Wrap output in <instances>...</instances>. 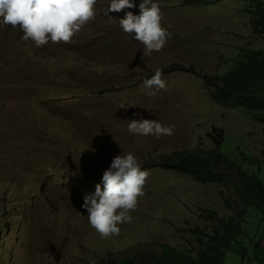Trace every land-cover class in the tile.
<instances>
[{
  "label": "rangeland",
  "instance_id": "1",
  "mask_svg": "<svg viewBox=\"0 0 264 264\" xmlns=\"http://www.w3.org/2000/svg\"><path fill=\"white\" fill-rule=\"evenodd\" d=\"M133 2L135 8L106 15L110 0H97L95 20L75 37L83 41L93 33L90 25L105 29L104 37L90 42L49 41L37 47L22 38L18 27L1 26L0 71L21 82L14 81L11 88L0 81L5 102L0 110V264H93L107 251L115 256L158 251L159 242L198 247L197 228L211 233L216 225L203 210L228 218L239 209L237 177L225 183L203 182L147 163L160 151L212 148L213 133L226 135L222 150L239 155L244 169L264 183V122L250 111L216 102L198 74L226 72L239 47L264 49V33L250 23L249 0H154L161 6L162 26L172 25V35L161 51L149 56L134 34L118 24L128 11L140 14L142 0ZM119 51L126 52L131 70L113 66ZM146 62L155 67L179 62L198 72L162 73L167 90L148 89L143 81L155 72L145 68ZM26 85L33 86L29 93L34 99L19 97L17 107L9 106L4 92L27 96ZM258 113L264 118V112ZM133 119L158 120L162 126H174L175 133L159 139L133 135L128 132ZM75 123L88 125L96 132L95 140L76 139L70 127ZM31 125L44 146L35 160L30 158L38 164L34 168L27 160L7 159L2 150L5 140L21 150L29 133L31 139L26 140L35 144ZM129 152L150 172L145 194L130 212L132 222L118 225L119 235L102 238L88 222L84 197L95 192L113 158ZM241 227L247 234L238 239L247 251L228 250L224 264H264V246H259L264 243L262 211L250 206Z\"/></svg>",
  "mask_w": 264,
  "mask_h": 264
},
{
  "label": "trees",
  "instance_id": "2",
  "mask_svg": "<svg viewBox=\"0 0 264 264\" xmlns=\"http://www.w3.org/2000/svg\"><path fill=\"white\" fill-rule=\"evenodd\" d=\"M249 2L250 5L247 8L250 7V23L255 31L264 33V0H249ZM0 28H2L1 24ZM18 29L21 30L19 27ZM89 30L93 33L85 35L86 37L83 41L90 42L98 36H103L102 34L105 31L101 26L97 27L95 25H90ZM75 37L76 35L72 38L71 44L78 42ZM83 41L78 43H83ZM84 45L87 46L86 44ZM115 55L116 59L112 63L113 66H121L126 70H131L127 65L128 57H126V52L119 51ZM227 62H231V66L226 72L218 74H208L205 71L198 72L195 67H187L179 62H171L167 65H158L157 67H155V64L146 62L145 68L152 72H156L159 69L161 73L178 70L198 72L203 81L211 88V95L216 102L250 111L254 113L257 119H261L264 122V118L259 116L260 113H258L264 112V49L248 46L239 47L236 55L230 57ZM16 70L19 73L17 68ZM0 81L11 87L10 85L14 81H18V84H20L21 78L15 79V76L7 77L0 71ZM32 87L29 88L27 85L24 87L25 90H28L25 92L27 96L18 95L16 90L14 96L4 92L7 97V99L5 98L6 102L10 103L9 106L17 107L16 99L19 97L24 100H33L34 96L29 93ZM3 104L5 102L0 98V110L4 109L1 107ZM42 104L38 102L39 107ZM34 127L35 125H31V133L35 144H30L26 140V138L31 139L30 133L29 137L24 135L19 148L21 150H18L10 141H3L2 150L7 159H18V162L27 160V163L33 164L32 168L38 165L36 162H32L30 158L34 159L36 157L35 154L42 150L44 146L36 141L37 134L35 130L37 128ZM70 127L76 139L95 140L92 136L96 132L92 131L88 125L82 126L75 123L74 127L72 125ZM47 133L51 134L50 131H47ZM225 136L222 134L217 136V134L213 133L212 138L215 146L212 148L196 146L195 148H175L169 151H160L157 153L158 157L155 160L150 159L153 162H149L147 165L154 164L155 166L175 169L185 174L194 175L203 182L225 183L227 179L235 175L237 177L235 184L239 189V209L236 210L234 215L224 218L217 215L213 209L203 210L206 217L213 220L216 225H214V230L211 233L197 228L198 247L182 249L169 242H159L160 249L158 251L148 250L120 256H115L112 251H107L105 254L98 256V259L93 264H224L228 250L235 249L245 254L247 248L241 244L238 236L242 233L247 234V230L241 227V223L246 219L250 206L259 208L263 213L264 220V183L259 176L251 174L244 169L242 160L239 161V155L236 153L232 155L222 150L226 141ZM33 149L37 151H33ZM242 156L249 158L243 152ZM45 160L50 163L51 159L47 155ZM200 233L203 235H200ZM263 237L264 232L260 234L262 240ZM256 257L258 258L259 255H256Z\"/></svg>",
  "mask_w": 264,
  "mask_h": 264
},
{
  "label": "clouds",
  "instance_id": "3",
  "mask_svg": "<svg viewBox=\"0 0 264 264\" xmlns=\"http://www.w3.org/2000/svg\"><path fill=\"white\" fill-rule=\"evenodd\" d=\"M96 5L97 0H0V24L19 27L24 33L22 38L32 40L37 47L49 41L70 43L85 25L95 20ZM135 7L133 0H110L105 14ZM139 8V15L128 11L118 24L125 33L134 34L135 40L144 45V56H149L153 51H161L171 39L168 28L172 25L162 26L161 6L154 0H142ZM161 76L157 69L152 78L143 81L144 87L166 91V81ZM148 94L155 95V92ZM128 132L159 139L174 135L175 127L162 126L158 120L133 119L128 124ZM149 175V170L142 169L131 152L113 158L101 183L96 184L93 194L84 197L82 205L87 210L90 226L102 238L119 235L118 225L132 222L130 212L136 210L139 199L144 196Z\"/></svg>",
  "mask_w": 264,
  "mask_h": 264
},
{
  "label": "crops",
  "instance_id": "4",
  "mask_svg": "<svg viewBox=\"0 0 264 264\" xmlns=\"http://www.w3.org/2000/svg\"><path fill=\"white\" fill-rule=\"evenodd\" d=\"M263 240H264V237H263ZM259 246H264V243L262 242Z\"/></svg>",
  "mask_w": 264,
  "mask_h": 264
}]
</instances>
